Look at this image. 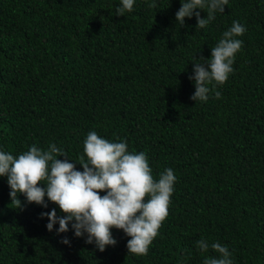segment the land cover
Wrapping results in <instances>:
<instances>
[{
	"label": "trees",
	"instance_id": "obj_1",
	"mask_svg": "<svg viewBox=\"0 0 264 264\" xmlns=\"http://www.w3.org/2000/svg\"><path fill=\"white\" fill-rule=\"evenodd\" d=\"M150 3L118 16L121 0H0V150L56 144L83 171L75 161L95 131L145 152L154 180L167 168L177 177L169 214L138 256L115 227L103 252L71 222L48 231L42 212L66 214L47 196L45 208L18 193V208L0 176V264H203L219 254L202 252L201 239L227 246L233 264H264V0H229L205 29L195 15L177 23L181 0ZM234 20L247 28L234 71L206 102L190 99L193 57L210 58Z\"/></svg>",
	"mask_w": 264,
	"mask_h": 264
},
{
	"label": "clouds",
	"instance_id": "obj_2",
	"mask_svg": "<svg viewBox=\"0 0 264 264\" xmlns=\"http://www.w3.org/2000/svg\"><path fill=\"white\" fill-rule=\"evenodd\" d=\"M228 3L229 0H181L182 6L175 14L176 21L183 26L185 17L195 15L196 28L205 29L217 12H225ZM133 6L134 0H121L116 13L123 16L125 12H131ZM155 6L153 0L149 7ZM196 9H206L207 16L201 18L200 12L194 11ZM246 31V26L234 20L212 48L210 58L197 60L193 57L195 74L189 79L194 80L196 90L190 99L206 102L216 85H223L228 80L234 71L235 55L243 46V41L237 37ZM209 84H212L211 88ZM214 94L216 98L221 96L219 91ZM60 156L65 159H58ZM69 160L66 151L56 144H51L47 150L34 144L18 156L0 150V176H7L11 202L22 207L18 198V193H22L28 203L35 202L47 208V196L66 214L58 216L55 208L42 212L41 218H48V231H52L58 222L57 234L65 233L71 222L76 237L87 233L85 242H94L103 252L106 246L117 243L110 231L115 227L131 237L126 245L128 253L147 255L169 214L170 197L177 181L173 169H165L158 181L154 180L145 152H129L126 141L109 142L95 131L87 134L84 154L79 156L78 162L73 160L82 166L83 171L77 170L76 164ZM41 182L43 187L38 186ZM101 191L106 194L101 196ZM61 242L70 244L67 237ZM196 244L202 252L211 247L219 254L205 257L203 264H233L227 246L219 242L209 245L204 239Z\"/></svg>",
	"mask_w": 264,
	"mask_h": 264
}]
</instances>
